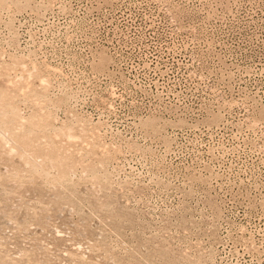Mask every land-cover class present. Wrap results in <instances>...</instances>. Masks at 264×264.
<instances>
[{
  "label": "rangeland",
  "instance_id": "374dc122",
  "mask_svg": "<svg viewBox=\"0 0 264 264\" xmlns=\"http://www.w3.org/2000/svg\"><path fill=\"white\" fill-rule=\"evenodd\" d=\"M0 264H264V0H0Z\"/></svg>",
  "mask_w": 264,
  "mask_h": 264
}]
</instances>
